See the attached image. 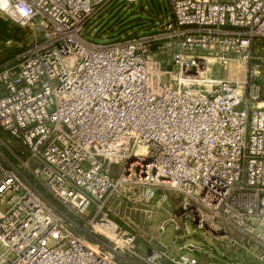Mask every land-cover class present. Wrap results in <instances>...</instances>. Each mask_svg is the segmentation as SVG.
<instances>
[{
  "label": "built area",
  "instance_id": "built-area-1",
  "mask_svg": "<svg viewBox=\"0 0 264 264\" xmlns=\"http://www.w3.org/2000/svg\"><path fill=\"white\" fill-rule=\"evenodd\" d=\"M118 1L140 2L0 0V16L29 32L0 67V130L28 151L20 168L38 163L36 181L83 219L69 221L37 183L0 165V264H196L143 257L136 235L110 216V201L149 206L160 190L182 196L197 229L225 238L233 229L264 260V102L258 86L210 74L228 56L250 58L264 38V0H169L171 17L155 32L84 38ZM155 45L170 53L169 67Z\"/></svg>",
  "mask_w": 264,
  "mask_h": 264
},
{
  "label": "rangeland",
  "instance_id": "rangeland-1",
  "mask_svg": "<svg viewBox=\"0 0 264 264\" xmlns=\"http://www.w3.org/2000/svg\"><path fill=\"white\" fill-rule=\"evenodd\" d=\"M108 7L105 10L107 14H104L103 9V12L101 11L91 20L82 34L84 38L98 43H106L122 39L129 34L151 33L162 26L163 20L171 17L169 0H140L137 4L118 1ZM158 7L165 9L157 11ZM156 15L159 18L163 17V22L160 25H156V22L154 23L156 26H152L150 21L146 19H156L154 18ZM138 18L142 19L139 21V23H143L140 26L137 25L138 22H135V19ZM0 19L6 21L9 26L20 28L9 19L2 16ZM94 27L98 31L97 34L92 32ZM11 47L16 46L12 42L5 43L0 33V67L9 62L5 59L8 57ZM153 47L155 52L152 54L155 58L158 61H163L162 64L165 68L169 67L170 53L166 49H157L161 45ZM228 58L229 60L225 65L215 62L211 66L210 74L212 77L243 84L245 89L250 85H256L260 88L261 95H264V38L255 39L252 42L248 60L241 61L235 56H228ZM261 101L264 102V100ZM13 157L21 160L30 158L28 151L25 150L20 141L0 130L1 167L8 168L10 161L13 163ZM37 168L38 163L31 162L29 170L17 169L30 182L37 183L36 185L40 188L45 199L55 209L65 212L64 214L69 221L81 226L83 219L53 200L46 189L36 181L33 173ZM182 202V196L170 190L158 191L155 200L149 206L130 205L123 200L121 201L119 197L109 203L110 216L122 228L128 229L136 235V248L143 257L153 251L165 253L166 259L177 260L180 256H188L195 259L196 264H264V260L260 259V255L263 253L262 248L255 243L248 242L235 230L228 229L225 232L227 235L225 238L222 235L223 232L222 234L213 232L207 226L204 227L205 229H197L194 222L183 216ZM4 209L5 206L0 205V210ZM93 211L94 208L90 207L86 216L90 217ZM74 230L84 234L89 239L85 232L80 231V229ZM97 240L102 245L108 246V242L101 237H98ZM119 260L122 264H146L138 258H121ZM158 264L172 263L169 260H162Z\"/></svg>",
  "mask_w": 264,
  "mask_h": 264
},
{
  "label": "trees",
  "instance_id": "trees-1",
  "mask_svg": "<svg viewBox=\"0 0 264 264\" xmlns=\"http://www.w3.org/2000/svg\"><path fill=\"white\" fill-rule=\"evenodd\" d=\"M108 8L104 9L103 11L107 10ZM153 8H154V6H153ZM158 8H157V11H161V10L163 11L165 9V8H161L160 7L159 10H158ZM105 13L107 14L106 11L104 12V14ZM154 18H156V19H151L150 18V19H146V20H149L150 23H151L150 25H152V26H156L158 24L160 25L164 21V20L162 21L163 17L159 18V17H157V15H156V17L154 16ZM141 20H142L141 18L135 19V22H138L137 23L138 26L143 24V23H139V21H141ZM156 22H157V24L155 25L154 23H156ZM97 32L98 31H95V34H97ZM0 33L2 35V39H3V41L5 43L6 42L7 43L8 42H12L16 46V47H11L8 57L5 59L6 61H11V60H13L16 57L17 54H19L24 49L25 44L29 40V32L26 29L16 28L14 26H9V24L6 21H2V19H0ZM98 34H100V33H98ZM19 44H20L21 47L22 46L23 47L21 48L20 46H18ZM259 92H260V88H259ZM260 100H264V95H261V92H260Z\"/></svg>",
  "mask_w": 264,
  "mask_h": 264
},
{
  "label": "crops",
  "instance_id": "crops-1",
  "mask_svg": "<svg viewBox=\"0 0 264 264\" xmlns=\"http://www.w3.org/2000/svg\"><path fill=\"white\" fill-rule=\"evenodd\" d=\"M21 143V142H20ZM24 147V146H23ZM25 148V147H24ZM26 150V149H25ZM27 151V150H26ZM8 160V159H7ZM11 160V159H9ZM13 163L10 161L9 165H11V167H14V168H20V165L21 163H24L26 162L27 160H21L20 158H17V157H13L12 159Z\"/></svg>",
  "mask_w": 264,
  "mask_h": 264
},
{
  "label": "water",
  "instance_id": "water-1",
  "mask_svg": "<svg viewBox=\"0 0 264 264\" xmlns=\"http://www.w3.org/2000/svg\"><path fill=\"white\" fill-rule=\"evenodd\" d=\"M221 234H222V232H221Z\"/></svg>",
  "mask_w": 264,
  "mask_h": 264
}]
</instances>
